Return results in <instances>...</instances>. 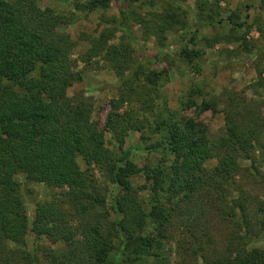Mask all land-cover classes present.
I'll return each instance as SVG.
<instances>
[{
  "label": "trees",
  "instance_id": "1",
  "mask_svg": "<svg viewBox=\"0 0 264 264\" xmlns=\"http://www.w3.org/2000/svg\"><path fill=\"white\" fill-rule=\"evenodd\" d=\"M111 1L83 0L75 9L105 10ZM194 4L195 23L204 27L218 16V0ZM147 15L124 12L115 26L122 34L116 44H108L113 34L103 29L87 37L89 47L79 55L82 63L101 57L117 78L116 97L100 129L91 120L88 99L66 94L81 79L71 57L75 42L58 30L69 24L67 18L34 0H0V264H134L148 257L158 240L172 239L165 228L171 221L185 234L173 240L175 246L187 245L196 255L198 220L209 214L223 217L241 234H229L215 261L204 259L206 264H264L260 251L246 248L251 216L264 230V203L249 208L241 195L234 196V183L209 165L214 159L232 172L244 164L251 175L258 173L255 165L264 164L261 98L224 92L196 104L198 90L191 89L184 107L220 113L219 135L208 137L203 125L190 119L159 122L154 131L169 160L153 167H136L124 147L130 132L147 140L145 120L131 109L150 112L158 89L159 74L143 68L152 61L143 54L132 57L133 25L144 39L155 38L159 55L163 33L183 25L185 13L180 0H170ZM179 56L190 62L199 52L182 49ZM262 74L257 77L264 80ZM137 176L141 185L134 184ZM18 177L47 191L31 220ZM142 192L149 195L146 202Z\"/></svg>",
  "mask_w": 264,
  "mask_h": 264
},
{
  "label": "rangeland",
  "instance_id": "2",
  "mask_svg": "<svg viewBox=\"0 0 264 264\" xmlns=\"http://www.w3.org/2000/svg\"><path fill=\"white\" fill-rule=\"evenodd\" d=\"M34 1L39 8L59 14L69 21V24L58 30L75 42L71 57L76 61L81 79L67 89L66 94L82 93L92 105L91 120L101 129L109 101L116 97L114 85L117 78L101 57H94L86 63L79 61V55L89 47L87 37L95 38L101 30L109 29L113 37L108 44H116L122 34L115 26L123 22L124 12L147 17V14L160 12L170 0H135L131 3L129 0H112L107 9L92 12L75 9L76 3L83 0ZM180 5L185 13L184 23L163 33L164 48L159 55L155 38L150 36L144 39L141 28L133 25L136 49L131 52L132 57L136 59L143 54L152 61L150 65L143 66L144 70L159 74L152 110L141 114L136 108L131 109L136 117L145 120L147 127V140L142 141L138 133L130 132L124 143V147L130 150L131 161L138 168L153 167L163 163V160H169L161 150L159 135L154 131L159 122L190 119L202 124L210 138L221 133L223 122L220 113L199 112L193 107H184L183 102L191 89L198 90V94L192 98L196 104L202 99L218 98L224 92L243 94L250 100L261 98L260 113L264 117V80L257 77L258 72H264V0H218V16H213L214 21L204 27L194 21L197 17L194 0H180ZM189 39H192V44ZM182 49L197 50L199 57L187 62L179 56ZM260 78H264V74ZM104 138L106 142L109 140L107 133ZM164 164L167 165L166 162ZM209 165L216 168L224 181L234 183V196L241 195L249 208L255 209L264 203V164H256L258 173L252 175L244 169V164L240 165L237 172L218 165L214 159ZM16 180L22 188L26 215L31 220L35 203L42 201L47 191L41 185L26 182L20 177ZM133 180L135 185L143 183L140 176ZM148 197L147 192L140 193V198L145 202ZM198 221L201 241L195 248L198 249L196 255L192 253L193 248L187 245L175 246L173 240L184 239L185 234L176 221H171L165 228L172 239L158 240L150 255L134 264H206L215 261V251H221L228 235L235 236L238 229L228 225L223 217L215 218L211 214ZM246 231L250 238L246 248L257 249L264 258V230H258L253 216L249 218Z\"/></svg>",
  "mask_w": 264,
  "mask_h": 264
}]
</instances>
